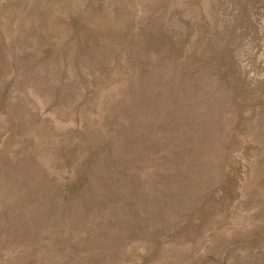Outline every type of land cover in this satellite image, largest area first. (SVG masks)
<instances>
[{
    "label": "rangeland",
    "instance_id": "1",
    "mask_svg": "<svg viewBox=\"0 0 264 264\" xmlns=\"http://www.w3.org/2000/svg\"><path fill=\"white\" fill-rule=\"evenodd\" d=\"M0 264H264V0H0Z\"/></svg>",
    "mask_w": 264,
    "mask_h": 264
}]
</instances>
